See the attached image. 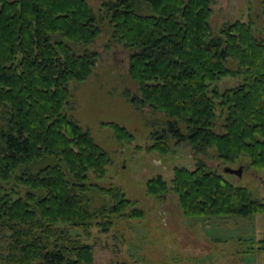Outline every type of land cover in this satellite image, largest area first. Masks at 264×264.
<instances>
[{
    "label": "trees",
    "instance_id": "trees-1",
    "mask_svg": "<svg viewBox=\"0 0 264 264\" xmlns=\"http://www.w3.org/2000/svg\"><path fill=\"white\" fill-rule=\"evenodd\" d=\"M211 2L143 0L140 12L138 0H106L100 17L130 50L135 104L163 113L168 134L194 150L213 148L223 162L246 158L264 171V39L241 20L214 35ZM97 20L87 0H0V264H93L92 247L73 229L144 215L121 187L92 183L110 159L65 111L70 81L85 80L96 65V51L76 47L101 33ZM227 75L240 81L219 91L214 84ZM155 135L151 148L166 151L167 136ZM168 191L188 218L264 211L247 187L202 160L176 167L169 182L146 183L149 195Z\"/></svg>",
    "mask_w": 264,
    "mask_h": 264
},
{
    "label": "rangeland",
    "instance_id": "rangeland-1",
    "mask_svg": "<svg viewBox=\"0 0 264 264\" xmlns=\"http://www.w3.org/2000/svg\"><path fill=\"white\" fill-rule=\"evenodd\" d=\"M103 1L106 0H87L101 33L89 45L76 47V51L89 49L98 56L85 80L70 81L71 99L65 111L90 133L110 159L105 176H91L92 183L121 187L144 215L113 218L107 228H75L73 234L92 247L93 264H264V211L248 217L188 218L172 191L162 196L146 192L149 179L161 176L169 182L176 167L192 169L202 160L247 187L253 198L264 201V171L248 167L246 158L223 162L213 148L194 150L187 141H177L168 134L163 113L133 102L132 97L140 93L128 70L130 50L115 40L107 20L100 17ZM138 1L139 11H146V6L141 7L143 0ZM211 1L214 35L226 23L241 20L251 21L255 35L264 39V0ZM229 65L235 68L232 62ZM239 81V76L227 75L214 85L223 91ZM110 123L124 127L132 137H118ZM180 126L184 129L183 124ZM158 132L167 136L166 151L151 148ZM225 167L241 168V175L227 173ZM88 194L92 206L101 205L97 191L93 189Z\"/></svg>",
    "mask_w": 264,
    "mask_h": 264
},
{
    "label": "water",
    "instance_id": "water-1",
    "mask_svg": "<svg viewBox=\"0 0 264 264\" xmlns=\"http://www.w3.org/2000/svg\"><path fill=\"white\" fill-rule=\"evenodd\" d=\"M224 171L227 172V173H231V174H236V175H241V172H242V169L239 168V169H232V168H229V167H225L224 168Z\"/></svg>",
    "mask_w": 264,
    "mask_h": 264
}]
</instances>
